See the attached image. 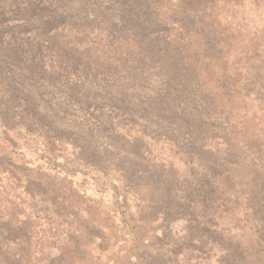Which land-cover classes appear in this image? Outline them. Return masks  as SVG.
Masks as SVG:
<instances>
[{
    "label": "rangeland",
    "instance_id": "obj_1",
    "mask_svg": "<svg viewBox=\"0 0 264 264\" xmlns=\"http://www.w3.org/2000/svg\"><path fill=\"white\" fill-rule=\"evenodd\" d=\"M8 1L0 60L26 44L0 61V264H264V0L152 1L200 82L187 135L110 110L161 86L121 44L141 0ZM14 76L36 112L2 99Z\"/></svg>",
    "mask_w": 264,
    "mask_h": 264
},
{
    "label": "trees",
    "instance_id": "obj_2",
    "mask_svg": "<svg viewBox=\"0 0 264 264\" xmlns=\"http://www.w3.org/2000/svg\"><path fill=\"white\" fill-rule=\"evenodd\" d=\"M140 1L136 6L134 11L137 15H134L133 19L136 21V24L141 26V29L136 31L134 34H124L125 37L123 38L122 45L131 44L133 47V55L135 50L139 52L137 55L141 58V66L143 62V69L141 72V76L146 80L145 84L149 82V79L159 80L160 83V89L153 95L145 97V94L140 95L139 98H135L134 100L136 103H133V105L124 103V100H121L120 97L113 98L110 101V110H131V114L133 117L139 113H144L145 117H143V120H146L147 124H150L151 126H155L158 129H170L174 133L182 134H192L191 130L189 128V121L192 119H195L196 116H194V113L198 107H195L191 105L189 101H186L184 99V96L186 94H190L189 89L192 88L191 85L194 87L196 86L195 93L196 97H198L197 88L200 87L199 79L195 82V85H193L192 81H194L195 78V72L190 70L192 73L187 74L189 77H187L186 74L181 75L177 69L175 62H183L187 65V69L190 68L189 63L187 62V58L184 54L182 46L179 49V47L173 46L175 43L174 39H166V41H169L171 43H166V49L164 48L161 34L156 33L154 30L156 27H158L159 20L156 18V14L154 12V9L152 7L153 0H145ZM28 1L25 0H9L8 3H6L4 6L1 5V8H6L5 10L7 13L5 14H11L12 12H21V11H28L30 9L29 5L26 3ZM32 9L36 10L33 3H31ZM34 14L28 15L24 18L21 17V19H18V26L23 24H32L34 22ZM193 23L191 22L189 24ZM176 22L173 23L175 25ZM2 38V37H1ZM14 43V42H12ZM8 43V44H12ZM173 43V44H172ZM184 42H181L179 45H183ZM6 44V43H5ZM7 44V45H8ZM26 44L25 40H22L20 42H15V47L12 49V52H10L9 56L3 55L1 64H5L9 61V59L12 58V54L14 53L13 58L20 59L21 57V51L24 52L25 49H21ZM6 47L3 50H8V47ZM28 45H31L28 43ZM141 52H144L146 54V57L141 55ZM161 55L166 58L164 61H158L159 66L154 63L153 59L154 56ZM183 58V61H182ZM148 59V60H147ZM144 60V61H143ZM5 61V62H4ZM13 64V63H12ZM168 64V66H167ZM9 64L7 63V66ZM189 65V66H188ZM137 66V65H136ZM123 71V70H122ZM124 72V71H123ZM186 78V80H184ZM15 76L13 77V80L8 85H5L2 87V90L4 91V94L1 93L2 99L3 97L8 99V104L11 106L14 102H20L22 99H25V105L24 108L28 110L26 112L27 114H32L37 111V107L39 106L38 100L35 98H32L31 95L27 97H18L22 96L19 95V91H24L25 84L18 83ZM192 83V84H188ZM145 90H150L149 85L145 87ZM1 92V90H0ZM17 94V96H16ZM119 100V101H116ZM203 103L204 100L199 98L197 102ZM53 100H47L45 107L46 110L49 109V105L52 106ZM15 115L17 113H14ZM134 114V115H133ZM24 114H20V120H26V116ZM4 117V115H3ZM9 118V117H8ZM51 118V117H50ZM150 118V119H149ZM12 120V118H11ZM4 121V120H2ZM7 121V120H6ZM6 122H3V124ZM139 140V139H138ZM18 243V242H17Z\"/></svg>",
    "mask_w": 264,
    "mask_h": 264
}]
</instances>
